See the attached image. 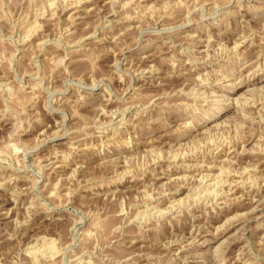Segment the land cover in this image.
<instances>
[{
	"label": "rangeland",
	"instance_id": "1",
	"mask_svg": "<svg viewBox=\"0 0 264 264\" xmlns=\"http://www.w3.org/2000/svg\"><path fill=\"white\" fill-rule=\"evenodd\" d=\"M0 264H264V0H0Z\"/></svg>",
	"mask_w": 264,
	"mask_h": 264
},
{
	"label": "bare ground",
	"instance_id": "2",
	"mask_svg": "<svg viewBox=\"0 0 264 264\" xmlns=\"http://www.w3.org/2000/svg\"><path fill=\"white\" fill-rule=\"evenodd\" d=\"M92 34V33H91ZM236 50V49H235ZM253 86V85H252ZM53 100V99H52ZM57 111V110H56ZM54 138V137H53ZM229 145V144H228ZM213 165V164H212ZM194 166V165H193ZM209 167V166H208ZM191 172V171H190ZM262 194V193H261ZM253 200H254V198H252ZM245 202V201H244ZM249 202V201H248ZM261 202V201H260ZM251 203V202H250ZM253 203V202H252ZM257 203H258V201H257ZM257 203H255V204H257ZM252 205H254V204H252ZM254 207V206H253ZM252 207H250V209H251ZM255 208V207H254ZM253 210V209H252ZM250 213H251V211H250ZM161 216V215H160ZM198 217V216H197ZM147 220V219H146ZM143 225V224H142ZM243 236V235H242ZM179 253H181V252H179ZM177 256H178V254H177ZM188 257H191V256H188ZM193 260V259H192ZM194 261V260H193Z\"/></svg>",
	"mask_w": 264,
	"mask_h": 264
}]
</instances>
